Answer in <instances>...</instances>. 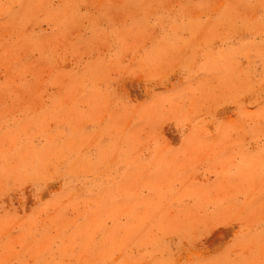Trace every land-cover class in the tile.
Wrapping results in <instances>:
<instances>
[{
	"label": "rangeland",
	"instance_id": "rangeland-1",
	"mask_svg": "<svg viewBox=\"0 0 264 264\" xmlns=\"http://www.w3.org/2000/svg\"><path fill=\"white\" fill-rule=\"evenodd\" d=\"M0 264H264V0H0Z\"/></svg>",
	"mask_w": 264,
	"mask_h": 264
}]
</instances>
